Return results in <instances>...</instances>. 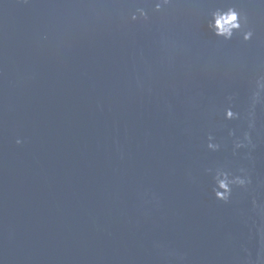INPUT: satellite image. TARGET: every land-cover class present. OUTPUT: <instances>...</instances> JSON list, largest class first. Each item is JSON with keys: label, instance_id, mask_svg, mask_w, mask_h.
I'll list each match as a JSON object with an SVG mask.
<instances>
[{"label": "water", "instance_id": "obj_1", "mask_svg": "<svg viewBox=\"0 0 264 264\" xmlns=\"http://www.w3.org/2000/svg\"><path fill=\"white\" fill-rule=\"evenodd\" d=\"M156 2L0 0V264H264V0ZM228 6L251 40L208 29Z\"/></svg>", "mask_w": 264, "mask_h": 264}, {"label": "clouds", "instance_id": "obj_2", "mask_svg": "<svg viewBox=\"0 0 264 264\" xmlns=\"http://www.w3.org/2000/svg\"><path fill=\"white\" fill-rule=\"evenodd\" d=\"M170 0H158L155 3V10L160 11L164 6L168 5ZM140 18L147 20L148 16L144 8L137 7L136 11L131 15L133 21ZM208 29L219 38L224 41L231 40L236 33L242 36L243 41L247 42L253 38L254 32L252 28L248 26V16L239 11L235 6H228L227 8H217L211 13V20L208 21ZM229 101L231 97L228 98ZM250 100L252 107L255 108L256 104L264 102V74L258 75L251 87ZM252 115L251 113L249 114ZM224 118L227 120L240 119V114L234 112L231 107L224 110ZM249 129L254 127V123L250 120ZM229 136L233 139V151L246 148L252 145L250 131H245L242 135L236 136L235 132L230 131ZM17 143H21L17 140ZM207 148L211 151H217L220 148V144L215 142V137L209 133L207 136ZM212 176L213 187L212 192L215 199L228 203L232 197L233 188H246L251 184V179L247 175L246 170L241 168L239 172L241 174H234L225 167L220 166L215 169H207Z\"/></svg>", "mask_w": 264, "mask_h": 264}]
</instances>
